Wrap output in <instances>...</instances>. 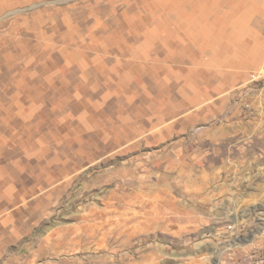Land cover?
<instances>
[{
  "label": "rangeland",
  "instance_id": "obj_1",
  "mask_svg": "<svg viewBox=\"0 0 264 264\" xmlns=\"http://www.w3.org/2000/svg\"><path fill=\"white\" fill-rule=\"evenodd\" d=\"M224 1L0 0V264L264 255V4Z\"/></svg>",
  "mask_w": 264,
  "mask_h": 264
},
{
  "label": "bare ground",
  "instance_id": "obj_2",
  "mask_svg": "<svg viewBox=\"0 0 264 264\" xmlns=\"http://www.w3.org/2000/svg\"><path fill=\"white\" fill-rule=\"evenodd\" d=\"M223 2V1H222ZM253 3H251V4H249L250 3V1H249V3H248V1L247 0H228V1H224V6L227 8V11H225V12H228V15L226 16V18H224V19H216V18H214V15L213 14H211V17H213V18H211L210 16H206V17H204V19H203V22L202 23H204L203 25H206V24H208V23H210L209 22V19H212V23H216V21L217 22H219V23H225V24H228L227 25V27H225L224 25V27L225 28H228V27H234L233 25H236V26H240L241 24H243L244 23V21L246 20V13L247 12H249V11H253L254 9H259V5H262V4H264V0H253L252 1ZM218 3V2H217ZM215 6V5H214ZM236 8V12H242L241 10H243L242 8H245L247 11H245L244 10V12H242V13H244V15L243 14H241L242 16L241 17H239V18H235V14L233 15V16H231L232 14H229V13H233L234 11L233 10H235V8ZM216 11V10H215ZM236 12H234V13H236ZM249 14V13H248ZM216 15V14H215ZM252 15V14H251ZM222 17H223V15H222ZM211 25H213V24H211ZM245 25V24H244ZM221 26V25H220ZM244 27V26H243ZM218 28H220V27H218ZM219 31H220V29H218ZM228 30V29H227ZM218 31V32H219ZM211 32H216V30L215 31H211ZM212 33V34H213ZM217 33V32H216ZM220 33V32H219ZM218 34V33H217ZM216 34V35H217ZM229 34V33H228ZM222 35V34H221ZM224 35H225V33H224ZM223 35V36H224ZM219 36V35H218ZM217 36V37H218ZM241 36V35H240ZM225 37V36H224ZM227 37V36H226ZM216 38V37H215ZM228 38V37H227ZM205 39V38H204ZM217 39H219V38H217ZM221 39V38H220ZM219 39V40H220ZM210 40V39H209ZM221 40H223V38L221 39ZM233 40V39H232ZM50 181H53V179H50V178H48L46 181H44L43 183H42V187H41V189H43V187L44 186H46V183L48 184ZM39 184V183H38ZM68 184V182H65V183H62V184H58V185H56V186H53L51 189H49V190H47L46 191V193L44 192L43 194H40V195H38V196H36V197H33L32 199H31V201H30V204H37V203H41V202H43L48 196H50L51 195V192H52V194H56V192H59V190H60V188H63L64 186H66ZM53 195V196H54ZM15 199V198H14ZM16 201H18V197L16 198ZM23 205V204H22ZM24 206H28V204H26V205H24ZM93 213H94V216H96L97 215V212L96 211H93ZM6 222V221H5ZM5 225V224H4ZM27 226V225H26ZM28 228V227H27ZM77 232V230H73V229H67L63 234H60L59 236H57V237H53V238H55V240H54V243H53V245H51V247H50V249L49 250H51V251H56L57 249H60V248H64L65 247V249H68V250H71L72 248H74L75 246H76V244H77V241H76V237H75V233ZM22 234V233H21ZM15 236H18V235H20V233L18 234V233H16V234H14ZM56 235V234H55ZM21 242V241H20ZM19 242V243H20ZM18 244V243H17ZM70 252V251H69Z\"/></svg>",
  "mask_w": 264,
  "mask_h": 264
},
{
  "label": "crops",
  "instance_id": "obj_3",
  "mask_svg": "<svg viewBox=\"0 0 264 264\" xmlns=\"http://www.w3.org/2000/svg\"><path fill=\"white\" fill-rule=\"evenodd\" d=\"M214 229H215V233H220V231H221L220 228H214ZM202 234H203V233H201V234L199 235V237H200V238H204L203 242H202L201 240H199V241L194 245V247L188 249V251L192 252L193 254H194L195 252H199V251H201V250H202V247H204L205 244L208 242V240H206L205 238H206V237H211L212 235H214V233L211 234V235H207V234H203V235H202ZM217 235H218V234H217ZM222 264H231V261L225 259V260H223ZM233 264H235V262H233Z\"/></svg>",
  "mask_w": 264,
  "mask_h": 264
},
{
  "label": "built area",
  "instance_id": "obj_4",
  "mask_svg": "<svg viewBox=\"0 0 264 264\" xmlns=\"http://www.w3.org/2000/svg\"><path fill=\"white\" fill-rule=\"evenodd\" d=\"M257 81H260L264 86V68L258 76L255 77ZM252 264H264V255L258 256Z\"/></svg>",
  "mask_w": 264,
  "mask_h": 264
}]
</instances>
